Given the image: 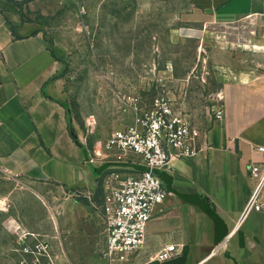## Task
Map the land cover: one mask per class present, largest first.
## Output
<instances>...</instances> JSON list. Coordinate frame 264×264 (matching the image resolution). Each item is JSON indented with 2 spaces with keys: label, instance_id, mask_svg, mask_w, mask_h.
Returning a JSON list of instances; mask_svg holds the SVG:
<instances>
[{
  "label": "crops",
  "instance_id": "obj_1",
  "mask_svg": "<svg viewBox=\"0 0 264 264\" xmlns=\"http://www.w3.org/2000/svg\"><path fill=\"white\" fill-rule=\"evenodd\" d=\"M25 1L0 0V167L12 178L36 182L38 234L52 233L50 242L63 246L59 256L81 260L95 254L101 229L88 198L83 203L68 191L95 190L101 180L103 195L112 172L134 174L143 166L134 154L128 163L116 162L103 146H88L56 97L57 52L41 31L19 33L26 26ZM180 16L177 37L219 33L218 42H201L222 53L226 113L219 120L211 105L189 104L200 151L158 171L170 195L149 221L146 244L125 264H219L224 250L264 264V208L236 225L255 188L251 168L264 164V0H211ZM27 220L23 216L18 226L28 230ZM168 244L176 245L177 255L159 259Z\"/></svg>",
  "mask_w": 264,
  "mask_h": 264
},
{
  "label": "rangeland",
  "instance_id": "obj_2",
  "mask_svg": "<svg viewBox=\"0 0 264 264\" xmlns=\"http://www.w3.org/2000/svg\"><path fill=\"white\" fill-rule=\"evenodd\" d=\"M209 1L26 0L21 4L26 26L19 33H44L61 61L56 97L65 103L88 146H103L115 130L133 124L135 106H151L161 77L175 75L179 93L187 92L192 108L203 105L207 110L212 95L221 92L222 53L201 42L204 38L207 43L218 42L219 33L208 30L198 36H176L182 25L180 15ZM101 182L95 190L75 186L68 191L83 203L90 194L87 208L101 229L95 254L70 261L58 255L63 246L50 242L52 233L38 234L36 182L12 178L0 167V199L4 201L0 264H105ZM23 216L28 218V230L18 226ZM16 217L14 226L9 220ZM39 241H49L50 257L37 248ZM27 247L36 254L26 253ZM36 257L40 262L34 261ZM217 259L219 264H249L243 253L227 250Z\"/></svg>",
  "mask_w": 264,
  "mask_h": 264
},
{
  "label": "built area",
  "instance_id": "obj_3",
  "mask_svg": "<svg viewBox=\"0 0 264 264\" xmlns=\"http://www.w3.org/2000/svg\"><path fill=\"white\" fill-rule=\"evenodd\" d=\"M176 80L175 75L159 78L151 106H135L133 124L115 130L103 145L106 157L128 163L129 156L134 154L143 166L137 173L115 171L105 179L106 190L101 200L106 235L101 256L105 264H125L146 244L149 221L170 195L158 171L169 166L174 158H191L200 151L196 127L188 112L189 95L179 93ZM211 98L215 119H223V94L216 93ZM251 173L257 176L255 188L237 226L249 214L264 208V164L252 166ZM49 245V241H39L36 246L50 257ZM25 250L36 254L34 248ZM158 255L161 260L173 258L177 255L176 245H166ZM37 260L41 259L36 257L34 261Z\"/></svg>",
  "mask_w": 264,
  "mask_h": 264
},
{
  "label": "water",
  "instance_id": "obj_4",
  "mask_svg": "<svg viewBox=\"0 0 264 264\" xmlns=\"http://www.w3.org/2000/svg\"><path fill=\"white\" fill-rule=\"evenodd\" d=\"M208 12H213V9H211V8H207L206 9Z\"/></svg>",
  "mask_w": 264,
  "mask_h": 264
}]
</instances>
